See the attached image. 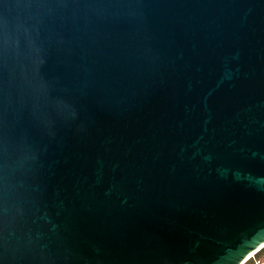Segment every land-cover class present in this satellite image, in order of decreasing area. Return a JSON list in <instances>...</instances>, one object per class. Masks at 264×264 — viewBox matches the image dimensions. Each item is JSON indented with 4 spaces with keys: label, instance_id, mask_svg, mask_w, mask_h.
<instances>
[{
    "label": "water",
    "instance_id": "obj_1",
    "mask_svg": "<svg viewBox=\"0 0 264 264\" xmlns=\"http://www.w3.org/2000/svg\"><path fill=\"white\" fill-rule=\"evenodd\" d=\"M263 249L264 0H0V264Z\"/></svg>",
    "mask_w": 264,
    "mask_h": 264
},
{
    "label": "rangeland",
    "instance_id": "obj_2",
    "mask_svg": "<svg viewBox=\"0 0 264 264\" xmlns=\"http://www.w3.org/2000/svg\"><path fill=\"white\" fill-rule=\"evenodd\" d=\"M246 264H264V249L252 257Z\"/></svg>",
    "mask_w": 264,
    "mask_h": 264
}]
</instances>
